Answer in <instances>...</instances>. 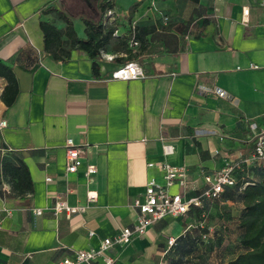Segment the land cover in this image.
<instances>
[{
  "label": "crops",
  "instance_id": "obj_1",
  "mask_svg": "<svg viewBox=\"0 0 264 264\" xmlns=\"http://www.w3.org/2000/svg\"><path fill=\"white\" fill-rule=\"evenodd\" d=\"M98 1L0 0V60L18 82L6 105L0 76V264H57L132 226V203L147 181L164 184L162 163L185 167L189 195L199 194L206 174L250 155L249 124L264 126V0H106L112 7L102 21L116 28L96 73L81 51L53 58L43 50L40 22L66 27L45 8L65 11L84 38L82 18H100ZM127 57L143 77L113 76ZM201 86L221 87L228 96ZM67 139L82 147L83 164L70 174ZM20 161L29 171L21 187L13 176ZM87 163L96 166L90 176ZM88 191L97 198L85 211L52 210L58 200L85 204ZM189 220L165 216L129 243L114 245V264H168L167 238L183 234Z\"/></svg>",
  "mask_w": 264,
  "mask_h": 264
},
{
  "label": "trees",
  "instance_id": "obj_2",
  "mask_svg": "<svg viewBox=\"0 0 264 264\" xmlns=\"http://www.w3.org/2000/svg\"><path fill=\"white\" fill-rule=\"evenodd\" d=\"M111 7L112 4L106 0H99L97 9L100 18L98 20L82 18L85 24L84 38L77 37L73 28V19L65 11L53 5L45 8V12L53 11L65 21L66 27L62 31L48 21H41L43 50L50 53L53 58H68L72 51H81L91 59L92 70L96 73L99 69L101 50L111 40L116 28L115 25L104 24L102 21L103 15ZM135 34L134 32L136 41ZM63 35L66 39L62 38ZM128 37L123 44L128 43ZM126 52H128L127 49ZM129 60L127 57L126 63ZM0 76L6 80L1 97L6 105H10L18 92V82L12 67L1 60ZM13 169L15 170L13 176L17 178V186L21 187L29 181L28 168L22 161ZM250 169L255 170L252 177L249 176ZM236 178L237 183L226 185L219 197L205 199L201 207H191L184 214L189 215V221L192 220L194 223L190 224V227L188 225L184 233L175 238L172 246H168V264H264V169L250 167L244 171H237ZM243 181L249 183L242 187ZM31 185L25 186L32 190ZM226 201L241 205L238 216L236 214L235 218L229 217L236 226L235 241L232 243L225 235L228 232L224 233L225 230H219L216 225L206 222L212 203H225ZM226 212L232 215L230 209ZM221 219H223L222 216ZM209 226L213 227V231L204 240L202 234L208 231ZM224 240L227 243H224ZM211 241L214 244H211Z\"/></svg>",
  "mask_w": 264,
  "mask_h": 264
},
{
  "label": "built area",
  "instance_id": "obj_3",
  "mask_svg": "<svg viewBox=\"0 0 264 264\" xmlns=\"http://www.w3.org/2000/svg\"><path fill=\"white\" fill-rule=\"evenodd\" d=\"M110 12V11H108ZM247 13V9H244ZM131 42L134 40V26H132ZM250 67H256L250 64ZM240 68V67H238ZM114 77L119 78H138L143 77V71L140 66L134 62H128L118 67L113 72ZM206 91L213 92L220 97H227L228 93L221 87H205ZM5 125V121H0V127ZM249 128L252 132L254 144L249 156L227 161L223 167L211 174L204 176L205 187L197 195H189L187 187V171L183 166L172 165L168 162L162 163L160 166L164 170V184L157 183L154 179H149L145 186L144 194L141 198H135L132 205L136 210L135 222L132 226H126L119 229L113 237H104L100 244L95 248L77 249L70 257L60 259L57 264H114L115 258L110 250L114 245H122L129 243L133 237L143 235L146 230L156 221L165 216L184 215L191 207H201L205 199H214L219 197L226 185H235L238 181L236 178L237 171H244L250 167H259L264 169V126H258L256 123H250ZM165 154L172 152V146L163 145ZM82 147L76 145L72 139H67L65 143V174L75 173L82 166ZM96 172V166L92 163L84 165V173L90 176ZM50 180V177H47ZM248 181L242 182V187L248 184ZM178 184L184 189L180 192H171L170 186ZM97 193L88 191L86 195V203L76 206L69 205L66 201H56L52 210L54 213L65 211L68 214L83 212L89 204L95 202ZM36 214L41 213L40 208L35 209ZM213 231V227L209 226L208 231L202 234V239L206 240ZM93 231H89V235H93ZM175 236L167 238V245L172 246L175 243Z\"/></svg>",
  "mask_w": 264,
  "mask_h": 264
},
{
  "label": "rangeland",
  "instance_id": "obj_4",
  "mask_svg": "<svg viewBox=\"0 0 264 264\" xmlns=\"http://www.w3.org/2000/svg\"><path fill=\"white\" fill-rule=\"evenodd\" d=\"M228 207H229V205H227L225 203L213 202L211 207L208 210L206 222L216 225L217 229H219V230H225L224 233H226V232L230 233L231 238H228V239H230V241H231L230 243H232V241H235L236 226H235V222L233 220H230L229 217H232V218L237 217L236 214L239 211V206L234 204L230 208H228ZM228 209L231 210V212H230L232 214L231 216L229 214H227V212H226ZM221 216L223 219H221ZM192 223H194V222L191 220L190 222H188L187 225H189V227H190V224H192ZM213 240H216V239H213ZM212 241H211V244H214V242H212ZM224 243H227V241L224 240Z\"/></svg>",
  "mask_w": 264,
  "mask_h": 264
}]
</instances>
